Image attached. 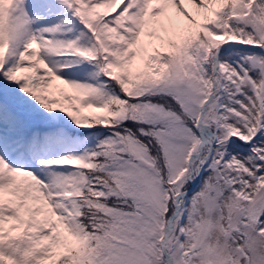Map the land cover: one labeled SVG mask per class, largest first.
I'll return each mask as SVG.
<instances>
[{"label":"snow or ice","instance_id":"snow-or-ice-1","mask_svg":"<svg viewBox=\"0 0 264 264\" xmlns=\"http://www.w3.org/2000/svg\"><path fill=\"white\" fill-rule=\"evenodd\" d=\"M0 264H264V0H0Z\"/></svg>","mask_w":264,"mask_h":264}]
</instances>
